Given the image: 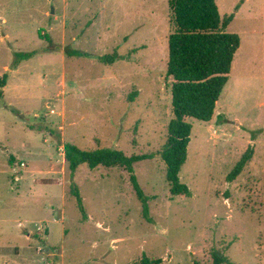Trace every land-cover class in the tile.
<instances>
[{
    "label": "rangeland",
    "instance_id": "374dc122",
    "mask_svg": "<svg viewBox=\"0 0 264 264\" xmlns=\"http://www.w3.org/2000/svg\"><path fill=\"white\" fill-rule=\"evenodd\" d=\"M216 1L222 17L241 2ZM263 7L249 0L229 26L241 46L217 115L188 119L180 179L192 194L172 197L161 157L173 118L169 0H0V79L9 76L0 101V264H19L24 250L29 264H134L144 254L214 264L216 253L264 264ZM114 52L125 59L99 61ZM67 143L153 156L135 165L152 221L128 172L82 164L72 173ZM250 147L252 160L228 182Z\"/></svg>",
    "mask_w": 264,
    "mask_h": 264
},
{
    "label": "trees",
    "instance_id": "16d2710c",
    "mask_svg": "<svg viewBox=\"0 0 264 264\" xmlns=\"http://www.w3.org/2000/svg\"><path fill=\"white\" fill-rule=\"evenodd\" d=\"M172 32L168 39L169 61L167 78L172 79V113L168 126L167 142L161 152L166 164V178L172 197L191 196L189 187L181 182L180 172L188 160L191 143L192 118L210 123L216 112L217 104L229 83L235 56L241 46V38L230 33L228 27L235 19L239 8L231 15L222 17L216 0H169ZM41 36V31H40ZM45 38L50 41L49 36ZM71 53V52H69ZM77 55H83L76 52ZM25 57H29L25 55ZM105 65H114L123 60L117 52L98 58ZM8 74L0 79V101L5 97L4 89ZM133 95L130 99L133 101ZM219 123L226 121L218 116ZM65 158L72 173L79 166L87 164L91 169L104 166L120 168L129 173L132 187L142 203L143 216L149 222L148 197L141 188L135 175V165L152 158L150 155L126 156L122 151L110 148L84 151L72 144H65ZM254 150L248 149L228 177L235 181L252 160ZM83 210L80 194L73 192ZM214 264H231L228 257L216 253ZM162 259H152L145 254L134 264H162Z\"/></svg>",
    "mask_w": 264,
    "mask_h": 264
},
{
    "label": "crops",
    "instance_id": "0c3cea01",
    "mask_svg": "<svg viewBox=\"0 0 264 264\" xmlns=\"http://www.w3.org/2000/svg\"><path fill=\"white\" fill-rule=\"evenodd\" d=\"M249 0H241V2L238 4L237 7H235L233 13L235 12L236 8H239L235 14V18H237L243 11L244 9V6L246 3H248ZM219 7V6H218ZM220 10V9H219ZM260 14V15H259ZM258 15L263 19L264 21V7H263V10L261 11V13H258ZM235 20V19H234ZM231 25V24H230ZM228 31H229V27H228ZM263 34H264V26H263ZM255 32V31H253ZM217 115V110H216V114ZM215 117V116H214ZM27 238L29 239V236L26 234ZM22 247H25V246H22ZM29 250V249H28ZM24 254H26V251H21L20 252V255H19V259H21V262L19 264H29V262H31V260L29 258H25Z\"/></svg>",
    "mask_w": 264,
    "mask_h": 264
},
{
    "label": "bare ground",
    "instance_id": "6f19581e",
    "mask_svg": "<svg viewBox=\"0 0 264 264\" xmlns=\"http://www.w3.org/2000/svg\"><path fill=\"white\" fill-rule=\"evenodd\" d=\"M256 51H257V50H256ZM258 56H260V55H258ZM255 59H256V58H255ZM259 59H260V58H259ZM255 61H256V60H255ZM255 61H254V62H255ZM255 64H256V63H255ZM260 64H261V63H260ZM257 65H258V64H257ZM259 70H260V69H259Z\"/></svg>",
    "mask_w": 264,
    "mask_h": 264
}]
</instances>
